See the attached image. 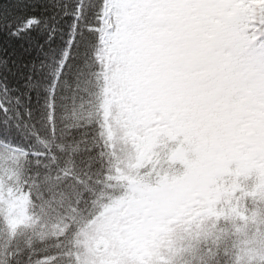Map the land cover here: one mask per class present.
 Returning a JSON list of instances; mask_svg holds the SVG:
<instances>
[{"label": "snow or ice", "instance_id": "1", "mask_svg": "<svg viewBox=\"0 0 264 264\" xmlns=\"http://www.w3.org/2000/svg\"><path fill=\"white\" fill-rule=\"evenodd\" d=\"M0 264H264V0H0Z\"/></svg>", "mask_w": 264, "mask_h": 264}]
</instances>
